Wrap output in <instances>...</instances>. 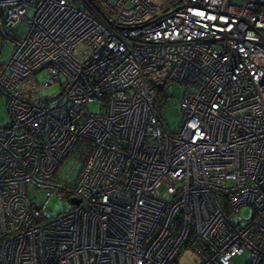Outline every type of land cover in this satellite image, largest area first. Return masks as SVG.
Listing matches in <instances>:
<instances>
[{
  "label": "built area",
  "instance_id": "2783aa9c",
  "mask_svg": "<svg viewBox=\"0 0 264 264\" xmlns=\"http://www.w3.org/2000/svg\"><path fill=\"white\" fill-rule=\"evenodd\" d=\"M0 32V264H264V0H0Z\"/></svg>",
  "mask_w": 264,
  "mask_h": 264
},
{
  "label": "rangeland",
  "instance_id": "374dc122",
  "mask_svg": "<svg viewBox=\"0 0 264 264\" xmlns=\"http://www.w3.org/2000/svg\"><path fill=\"white\" fill-rule=\"evenodd\" d=\"M27 26L24 23H19L15 26L14 30L17 31L20 34H24L26 32ZM12 47H13V38L11 36H4L3 39L1 38V32H0V67L2 64L6 61V59L10 56L12 53ZM45 73H41L39 75V80L43 81L46 78ZM59 85H54L50 88H48L44 93L46 94H52L56 90H58ZM169 91L174 94L175 96H171L169 98V105H166L163 109V116L165 118L166 125L168 128L175 132L180 128V125L183 120V113L180 109L179 105V98L182 95V88L170 83L168 84ZM89 108L94 111L98 112L101 109L100 103L95 100L92 103L89 104ZM9 120L8 112H7V99L1 98L0 99V125H3L7 123ZM73 163V161L71 162ZM67 164V163H65ZM81 166L80 163L77 164V167L79 168ZM69 170V164H67L64 169L60 172L61 175H65V172ZM77 170H73V176L72 178H75L77 175ZM71 207V204L67 200H61L58 198L51 199L48 207L45 210V213L47 215H59L64 210L69 209ZM241 214L245 218H249L253 212L252 207H244L240 210ZM196 258L192 254H188L185 256L182 260V264H195ZM245 257H238L236 259V264H244Z\"/></svg>",
  "mask_w": 264,
  "mask_h": 264
},
{
  "label": "water",
  "instance_id": "95a60500",
  "mask_svg": "<svg viewBox=\"0 0 264 264\" xmlns=\"http://www.w3.org/2000/svg\"><path fill=\"white\" fill-rule=\"evenodd\" d=\"M73 201H74V202H76V203H78V202H79V201H78V199H74Z\"/></svg>",
  "mask_w": 264,
  "mask_h": 264
}]
</instances>
